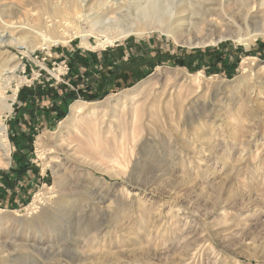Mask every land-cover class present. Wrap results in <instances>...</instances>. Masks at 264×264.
<instances>
[{
  "label": "rangeland",
  "instance_id": "obj_1",
  "mask_svg": "<svg viewBox=\"0 0 264 264\" xmlns=\"http://www.w3.org/2000/svg\"><path fill=\"white\" fill-rule=\"evenodd\" d=\"M263 1L178 12L184 29L210 12L196 25L236 31L217 43L151 30L101 47L75 34L68 0H0V35L21 39L0 43L14 69L0 264H264V19L250 8ZM135 2L87 0L74 19Z\"/></svg>",
  "mask_w": 264,
  "mask_h": 264
},
{
  "label": "bare ground",
  "instance_id": "obj_2",
  "mask_svg": "<svg viewBox=\"0 0 264 264\" xmlns=\"http://www.w3.org/2000/svg\"><path fill=\"white\" fill-rule=\"evenodd\" d=\"M86 1L87 0H68L67 3L68 7L71 10L70 12H72V16H70L69 18L71 21H69V19L68 21L72 23L74 20L73 24L77 28L75 34L81 37L83 44L88 46L90 44L87 41V38L91 35H93L96 39V46L102 47L106 44H112L115 40H118L130 34L142 35L151 30H158L161 32H165L168 35L174 36L175 39L179 38V40L185 44L201 46L208 43H217V40L225 38L227 36H234L236 32H233L232 28L230 27H228L226 30H220L218 28L212 27L208 23L207 25L209 26L206 30L205 28H203V26H197L196 23L199 22H210L208 18V16L211 14L210 12L201 13L200 17L197 18V21H191L192 25L189 26L188 29H184L183 24L185 23H181L179 19V17L181 16H177V14L178 12L187 10L189 6L191 9V6H193L194 3H192V0H182L181 2H177L175 0H151L150 2H146L145 4H142L139 0H136L135 3H131L134 6V9L131 12L127 13L133 16L129 19H127V14L125 13L118 18H107L105 17V13L101 16L88 13L84 15L80 20L74 19L77 11L80 10L81 12L82 9L86 6ZM263 3H255V8H250L251 10L254 9V12H261V16L264 19V7H262L264 5ZM195 13L196 12H192V14ZM229 18L231 19V17ZM246 19L247 18H245L244 20V24L247 22ZM87 26L89 28H87ZM254 30L256 31L254 36L258 34H264V27H255ZM6 40H8L9 42L19 43L21 39H18V37L14 38V36L10 34L0 35L1 44L5 43ZM239 40L246 43L248 41V38H240ZM64 42H66L64 36L42 35L41 38H39L38 46L44 48L45 46ZM13 70L14 69H9L4 71V73H2V70L0 71V152H2L5 156L8 155V148L10 147L6 135V127L3 123V116L11 112L12 104L7 100L8 98L4 96V92L6 91L5 89L10 87V83L13 80V75L11 74ZM17 89L18 88L16 87L13 91V98L17 92ZM81 105L82 104L73 105L71 111H79ZM43 197L34 200L33 202H31V204L34 205L36 201H38L39 199H43Z\"/></svg>",
  "mask_w": 264,
  "mask_h": 264
},
{
  "label": "trees",
  "instance_id": "obj_3",
  "mask_svg": "<svg viewBox=\"0 0 264 264\" xmlns=\"http://www.w3.org/2000/svg\"><path fill=\"white\" fill-rule=\"evenodd\" d=\"M132 81V80H131ZM124 83H127V85H123V86H129L132 84V82H124ZM122 87V86H121ZM21 91H22V88L19 90V93H18V96H20L21 94ZM101 96H93V95H83V98L86 99V100H90V99H97V98H100ZM53 110H57L58 109H53ZM64 111H61L60 113H58L57 117H62L64 116ZM25 168V167H24Z\"/></svg>",
  "mask_w": 264,
  "mask_h": 264
},
{
  "label": "built area",
  "instance_id": "obj_4",
  "mask_svg": "<svg viewBox=\"0 0 264 264\" xmlns=\"http://www.w3.org/2000/svg\"><path fill=\"white\" fill-rule=\"evenodd\" d=\"M63 68L65 70L64 73L66 74L67 73V70H69V69H68V67L64 63H63ZM64 73H62V74H64Z\"/></svg>",
  "mask_w": 264,
  "mask_h": 264
},
{
  "label": "crops",
  "instance_id": "obj_5",
  "mask_svg": "<svg viewBox=\"0 0 264 264\" xmlns=\"http://www.w3.org/2000/svg\"><path fill=\"white\" fill-rule=\"evenodd\" d=\"M105 55H108V53L107 54H105ZM69 78V77H68ZM80 89H82V87H79ZM82 91H84V89L82 90Z\"/></svg>",
  "mask_w": 264,
  "mask_h": 264
}]
</instances>
